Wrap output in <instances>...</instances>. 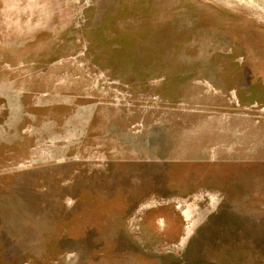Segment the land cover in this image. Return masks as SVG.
<instances>
[{
	"label": "rangeland",
	"instance_id": "1",
	"mask_svg": "<svg viewBox=\"0 0 264 264\" xmlns=\"http://www.w3.org/2000/svg\"><path fill=\"white\" fill-rule=\"evenodd\" d=\"M0 264H264V0H0Z\"/></svg>",
	"mask_w": 264,
	"mask_h": 264
}]
</instances>
